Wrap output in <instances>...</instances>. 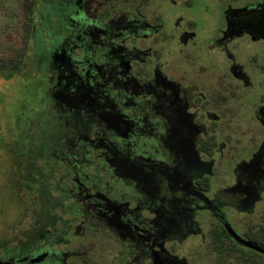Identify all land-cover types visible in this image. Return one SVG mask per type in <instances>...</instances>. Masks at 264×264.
I'll return each mask as SVG.
<instances>
[{
	"label": "flooded vegetation",
	"instance_id": "obj_1",
	"mask_svg": "<svg viewBox=\"0 0 264 264\" xmlns=\"http://www.w3.org/2000/svg\"><path fill=\"white\" fill-rule=\"evenodd\" d=\"M34 1L0 262L264 264V0Z\"/></svg>",
	"mask_w": 264,
	"mask_h": 264
},
{
	"label": "rangeland",
	"instance_id": "obj_2",
	"mask_svg": "<svg viewBox=\"0 0 264 264\" xmlns=\"http://www.w3.org/2000/svg\"><path fill=\"white\" fill-rule=\"evenodd\" d=\"M35 5L34 0H0V62H16L23 39L27 37L25 26L30 21L27 18L28 12L33 21L37 20V16L31 12ZM6 86L0 80V123H7L12 118L13 100L8 94L9 89H5ZM4 207L0 206V210ZM11 215V212H6L5 216H0V249L8 243L16 244L21 241L22 222L14 220ZM2 255L0 253V257ZM99 257L100 254L97 253L94 256L95 261H98Z\"/></svg>",
	"mask_w": 264,
	"mask_h": 264
},
{
	"label": "water",
	"instance_id": "obj_3",
	"mask_svg": "<svg viewBox=\"0 0 264 264\" xmlns=\"http://www.w3.org/2000/svg\"><path fill=\"white\" fill-rule=\"evenodd\" d=\"M37 262V261H35ZM0 264H10L9 262H0Z\"/></svg>",
	"mask_w": 264,
	"mask_h": 264
}]
</instances>
